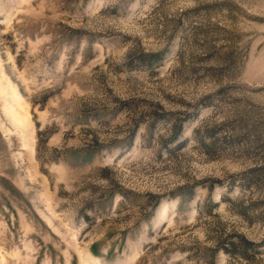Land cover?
Returning <instances> with one entry per match:
<instances>
[{
    "label": "rangeland",
    "instance_id": "374dc122",
    "mask_svg": "<svg viewBox=\"0 0 264 264\" xmlns=\"http://www.w3.org/2000/svg\"><path fill=\"white\" fill-rule=\"evenodd\" d=\"M0 264H264V0H0Z\"/></svg>",
    "mask_w": 264,
    "mask_h": 264
},
{
    "label": "trees",
    "instance_id": "16d2710c",
    "mask_svg": "<svg viewBox=\"0 0 264 264\" xmlns=\"http://www.w3.org/2000/svg\"><path fill=\"white\" fill-rule=\"evenodd\" d=\"M180 128H181V127H177V129L175 128V134H174L173 139H175V138H176V135L179 134V132H180Z\"/></svg>",
    "mask_w": 264,
    "mask_h": 264
}]
</instances>
